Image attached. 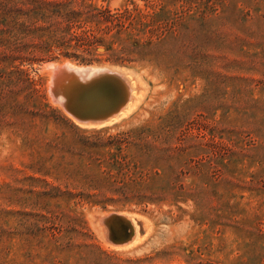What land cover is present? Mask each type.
I'll use <instances>...</instances> for the list:
<instances>
[{
    "label": "rangeland",
    "instance_id": "374dc122",
    "mask_svg": "<svg viewBox=\"0 0 264 264\" xmlns=\"http://www.w3.org/2000/svg\"><path fill=\"white\" fill-rule=\"evenodd\" d=\"M95 1L143 13L161 7L159 0ZM161 2L168 31L150 53L115 63L99 48L92 63L61 58L28 68L38 92L24 112L0 118V264H264V0ZM63 63L92 72L122 69L139 81L142 103L112 125L75 123L49 92L55 64ZM170 110L182 124L170 139L169 167L160 165L173 179L178 157L186 159L181 195L68 204L44 196L48 187H65L58 164L79 158L61 159L59 141L79 145L90 129L115 133L156 124ZM107 212L139 219L141 243L106 242L94 216ZM58 229L71 243L63 251L52 244Z\"/></svg>",
    "mask_w": 264,
    "mask_h": 264
},
{
    "label": "trees",
    "instance_id": "16d2710c",
    "mask_svg": "<svg viewBox=\"0 0 264 264\" xmlns=\"http://www.w3.org/2000/svg\"><path fill=\"white\" fill-rule=\"evenodd\" d=\"M159 2V11L143 13L135 6L113 10L95 0H0V118L24 112L38 92L28 72L34 63L61 58L92 63L99 61V48L115 63L133 61V54L143 49L152 52L168 31L167 11ZM20 94L23 101L15 98ZM47 107L46 103L42 105L45 113ZM176 115L170 110L156 124L115 133L105 128L90 129L91 134L81 137L79 145L59 141L61 159L68 155L79 158L58 164L65 187H48L44 196L60 198L68 204L83 199L94 203L119 199L149 203L181 195L180 179L186 159L178 157V172L173 179L162 175L160 165L162 161L169 167L174 147L170 139L182 124ZM155 167L160 171L153 172ZM60 231L53 235L52 244L63 251L71 243L64 241L66 235Z\"/></svg>",
    "mask_w": 264,
    "mask_h": 264
},
{
    "label": "water",
    "instance_id": "95a60500",
    "mask_svg": "<svg viewBox=\"0 0 264 264\" xmlns=\"http://www.w3.org/2000/svg\"><path fill=\"white\" fill-rule=\"evenodd\" d=\"M89 71L86 69L84 72H78L67 66L56 69L55 74L51 77L50 95L53 101L59 104L62 110L77 124L99 125L100 127L112 125L117 121L107 123L121 112L130 99L128 80L123 72L111 68H100L91 74ZM131 75L135 76L136 74L131 72ZM56 81L57 85H55ZM68 81H71L75 88L71 89V92L65 89ZM80 89H84L82 90L84 93H80ZM85 92L92 93L91 98L84 97ZM96 97L97 99H95ZM99 100L100 102L97 103ZM94 223L103 239L113 246L122 247L121 245L128 242L133 235L130 219L121 212L97 214L94 216ZM137 224L139 232L144 234L139 219Z\"/></svg>",
    "mask_w": 264,
    "mask_h": 264
},
{
    "label": "bare ground",
    "instance_id": "6f19581e",
    "mask_svg": "<svg viewBox=\"0 0 264 264\" xmlns=\"http://www.w3.org/2000/svg\"><path fill=\"white\" fill-rule=\"evenodd\" d=\"M66 62V61H65ZM54 63V62H53ZM68 63V62H67ZM69 64V63H68ZM68 64H66V63H64L63 65H56L55 64V69H54V72H53V74H52V77H53V75L55 74V72H56V69H59V68H61V67H63V66H67L68 68H73V67H71V66H69ZM71 64V63H70ZM54 65V64H53ZM50 66V65H49ZM52 66V65H51ZM97 66V65H96ZM94 67V66H93ZM102 67V66H101ZM104 67V66H103ZM116 68V67H115ZM75 69V68H74ZM83 69V68H82ZM111 69H113V68H111ZM77 70V69H76ZM98 70V69H97ZM116 70V69H115ZM121 70L122 69H120V70H117V71H120L121 72ZM125 70V69H124ZM78 72H84V70H77ZM126 72V71H125ZM128 72V71H127ZM131 72V71H130ZM92 73V71H89V74H91ZM130 74V73H129ZM124 76H126V78H127V80H128V84H129V88H130V91H129V97H130V99L127 101V103L124 105V107L121 109V112L119 113V114H117V116H115L114 118H113V120H111L110 122H108L107 124H110L111 122H118V121H120V120H122V119H124V118H126V117H128V116H130V115H132L133 113H135L136 112V110H138V108H139V106H140V104L142 103V99H143V94H142V91H140V88H141V86H138V85H136V83H135V81L137 82V80H134V79H132V77H129L128 76V74H126V73H124ZM130 76H132L131 74H130ZM133 80H134V83H133ZM132 82V83H131ZM139 82V81H138ZM137 82V83H138ZM51 84V83H50ZM58 84V82L56 81L55 82V85H57ZM142 85V84H141ZM65 89L66 90H68V91H70L71 89H75V88H73V84H72V82L71 81H68V83L66 84V86H65ZM82 90H84V89H80L79 91H80V93L82 92V93H84ZM71 92V91H70ZM74 93H76V91H74ZM86 93V92H85ZM92 93H86V95H84V97H86V98H91L90 97V95H91ZM79 97H80V95H79ZM95 99H97V97L95 98ZM100 102V100L97 102V103H99ZM123 215H125L126 217H128L129 219H130V223H131V225H132V227H133V235H132V237L128 240V242H126L125 244H123L122 245V248H130V247H133V246H135V245H137V244H139V243H141V241L143 240V238L142 237H140V235H139V232L137 231V229L139 230V228H137L138 227V224H137V221H136V217H132V216H129V215H127V214H123ZM138 220V219H137ZM141 234V233H140ZM143 235V234H142Z\"/></svg>",
    "mask_w": 264,
    "mask_h": 264
}]
</instances>
